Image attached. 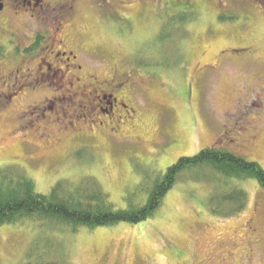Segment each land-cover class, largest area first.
<instances>
[{"label":"rangeland","instance_id":"1","mask_svg":"<svg viewBox=\"0 0 264 264\" xmlns=\"http://www.w3.org/2000/svg\"><path fill=\"white\" fill-rule=\"evenodd\" d=\"M105 2L103 9L97 1H78L71 26L64 23L59 30L47 3L42 11L37 1H12L0 15V170L18 166L42 194L59 181L94 178L124 209L128 193L144 204L158 175L212 142L207 118L213 116L197 106L199 66L214 60L230 40L264 54V12L238 0ZM51 28L62 33L77 59L72 64L63 56L48 59L58 69L54 63L51 71L44 66L39 80L36 69L51 49L26 47L39 30ZM232 32L247 39L232 38L238 35ZM73 75L81 85L97 86L98 79L121 83L119 94L136 110L131 122L99 109L79 111L67 93ZM210 76L211 106L221 112L243 76L229 69ZM111 101L103 99L101 108ZM252 102L238 106L237 116L246 117L250 128L264 129V108ZM262 133L256 149L231 147L264 168ZM207 170L185 173L155 215L140 223L77 231L38 220L1 225L0 264L24 263L30 252H41L47 238L62 248L69 264H264V188L254 178L228 180V186L247 192L248 202L243 211L218 217L209 198L218 186L214 179L222 176Z\"/></svg>","mask_w":264,"mask_h":264},{"label":"trees","instance_id":"2","mask_svg":"<svg viewBox=\"0 0 264 264\" xmlns=\"http://www.w3.org/2000/svg\"><path fill=\"white\" fill-rule=\"evenodd\" d=\"M159 39L164 42L165 36L160 34ZM198 168L210 169L222 176V179H214L218 186L209 198L210 211L218 217L233 216L243 211L248 202L247 192L238 186H228V180L254 178L264 188L263 166L234 149L207 147L192 157H181L152 181L144 204L135 202L137 194L128 193L124 209L114 205L94 178L88 177L79 184L59 181L49 194H42L37 191L34 180L14 165L0 170V226L38 220L52 228L61 226L77 231L82 226L140 223L155 215L168 192L183 180L185 173ZM219 187L225 190L220 192ZM44 242L41 252H30L22 264H69L62 248L50 238Z\"/></svg>","mask_w":264,"mask_h":264},{"label":"flooded vegetation","instance_id":"3","mask_svg":"<svg viewBox=\"0 0 264 264\" xmlns=\"http://www.w3.org/2000/svg\"><path fill=\"white\" fill-rule=\"evenodd\" d=\"M12 1H37L39 4L41 3L40 8L42 11H44L46 8L48 9L47 5L45 7V4L47 3L49 8L52 9V12H55L57 15L59 30L64 23L68 24L69 27L71 26L75 16L74 13L77 7V2L80 0H0V3L3 4L0 15L6 10L7 5ZM91 1H97L99 8H103L105 5H108V3L105 1L133 0ZM238 1H248L251 3V5L256 7V9L254 8L255 10L264 12V0ZM220 6L227 8V6L223 4H220ZM189 24L190 23L188 22L186 26L189 27ZM188 27L186 29L187 32H189ZM232 33L238 34L237 36H232V38H237L240 41L247 39V35L245 33ZM36 34V36L32 37V40L26 48L29 49L37 46V51L38 49L43 50L44 48L51 49V52L49 55H47V59L42 58V64L36 69V77L39 78V80H41L42 75H45L43 73L44 66H46L45 68H48L49 71H51L53 70L51 68H54L51 66V63H54L56 69H58V64L56 62H50L48 59L58 62L60 56H63L67 64H72L76 61L77 56L74 54V51L69 48L70 46L67 44L65 37L62 36V33L61 35L58 33L55 34L54 29L51 28L47 31L39 30ZM45 39H47L49 42V44L46 46ZM231 41L234 43L235 40L227 41L228 44L220 48L217 55L214 57V60L206 63L203 62L202 65L199 66L196 78L199 80L198 82L201 83V87H197L196 91L199 92L197 106L200 112L205 113L204 110H206L213 116V119H211L209 116L207 118L208 127L211 129L212 136V142L209 144V147L215 149L231 150L233 149L231 145L236 143L237 145H244L245 147L256 149L257 145L261 141V137L263 135L262 130L264 131V129H262L261 126H253L252 128L248 127V125L245 124L246 117L243 119L238 118L236 111L238 106H241L243 103L248 101H253L252 104L257 108H264V54H260L259 50L255 46L245 44L233 46ZM63 46H66V48L63 49ZM70 65H67V67L70 68ZM226 69L231 71H239L243 77L235 83L234 87H231L232 92L228 94V97L231 99V105L226 107L225 110L218 112L215 111L211 106L212 101L210 94L212 91L210 89L208 90L206 85L208 82L207 80L211 78L210 73L217 72L219 74L220 71ZM73 78L74 79H72L70 82L71 85H69L67 89V93L73 104L82 113L93 114L99 109L103 114H106L111 118L114 115V117H116L117 121L119 122L123 120L131 122V120L136 115V110L134 107L131 106L118 92L119 87H121V83L117 86L112 82L97 78V86L85 83L81 85L79 78L75 77V75H73ZM9 79H11V77ZM120 79L122 78L120 77ZM1 80L7 82L6 76H1ZM75 81L79 82L77 86H75ZM204 85L205 89L203 90L202 87ZM108 96L112 98L110 105L107 109L101 108V102ZM203 104L208 105L210 109L208 106L207 108L203 109ZM169 116L172 115L169 114ZM249 123L251 122L249 121ZM178 143V140L173 139L172 145L175 146ZM158 144L163 143L158 142ZM186 154L190 155L191 153Z\"/></svg>","mask_w":264,"mask_h":264},{"label":"water","instance_id":"4","mask_svg":"<svg viewBox=\"0 0 264 264\" xmlns=\"http://www.w3.org/2000/svg\"><path fill=\"white\" fill-rule=\"evenodd\" d=\"M2 8H3V4L0 3V11L2 10Z\"/></svg>","mask_w":264,"mask_h":264}]
</instances>
